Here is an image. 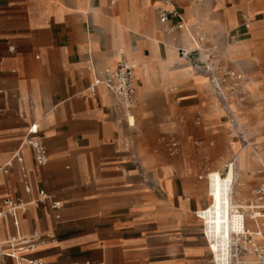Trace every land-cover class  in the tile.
<instances>
[{"label": "crops", "instance_id": "1", "mask_svg": "<svg viewBox=\"0 0 264 264\" xmlns=\"http://www.w3.org/2000/svg\"><path fill=\"white\" fill-rule=\"evenodd\" d=\"M157 7L200 23L206 46L245 77L241 128L259 133L251 141L261 165L239 151L212 90L180 57L192 50L188 35L167 34ZM262 12L264 0H0V168L10 164L0 173V210L7 195L30 202L40 190L61 205L16 211L0 224V242L48 236L24 255L43 264H210L203 232L217 172L235 156L244 195L264 178V21L242 27V15ZM120 54L135 66L132 126L118 97L99 86L93 101L86 91ZM33 124L42 167L22 144ZM205 168L204 193L196 174Z\"/></svg>", "mask_w": 264, "mask_h": 264}, {"label": "built area", "instance_id": "2", "mask_svg": "<svg viewBox=\"0 0 264 264\" xmlns=\"http://www.w3.org/2000/svg\"><path fill=\"white\" fill-rule=\"evenodd\" d=\"M156 1L162 5H169V0ZM212 1L215 2V0ZM155 13L159 24L165 27L167 34L176 31L191 33V41L195 49L186 54L182 53V55L187 57L192 72L206 79L212 90L213 103L224 113L227 122L234 129L232 140L237 141L243 150L258 151L257 146L246 135V131L238 124V116L244 110L247 99L245 77L228 67L225 54L206 46L208 37L201 31L200 23L197 22L192 27L187 26L180 14L173 8L168 10L157 7ZM263 21L264 12L253 19L242 15V27L246 29L254 23ZM134 67L133 61L127 60L123 54H120L116 67L114 69H104L100 74V78L95 79L92 85L86 89L93 101L96 100L97 87L99 86L106 88L118 97L126 121H128L130 115H133L132 110L135 105ZM87 69L92 71V66L90 65ZM169 92L174 93L175 89H170ZM36 136L37 126L33 124L28 128L26 138L22 144L33 150L36 165L42 167L47 163L46 151ZM165 148L172 155L178 152V146L169 139L165 142ZM14 158L20 160L18 153ZM9 166L10 164L0 168V173H7ZM224 169H227V167ZM208 175L206 173L200 179L205 180ZM22 178L24 190L28 193L27 177L23 175ZM236 196L235 192L230 193V214L234 220L230 237L227 240V254L224 261L218 263L214 259V253L211 252L210 264H264V182L251 192L249 200H236ZM44 204H47L53 210L61 208L60 203L52 200L41 190L38 192L36 199L30 202L13 199L10 195H7L3 200L4 208L0 210V224L7 225L16 211L24 212L27 206H33L37 209ZM200 213H198L199 218ZM249 223H251V227L248 226ZM203 234L207 245L210 247L205 232ZM48 238L46 235L35 232L28 237H11L0 242V264H3L6 259L13 260L15 264H43L40 259L26 260L24 255L45 245Z\"/></svg>", "mask_w": 264, "mask_h": 264}, {"label": "bare ground", "instance_id": "3", "mask_svg": "<svg viewBox=\"0 0 264 264\" xmlns=\"http://www.w3.org/2000/svg\"><path fill=\"white\" fill-rule=\"evenodd\" d=\"M187 34V33H186ZM191 41V33L187 34ZM192 52L195 49L194 44L192 43ZM187 52V53H189ZM186 54V53H185ZM180 57L187 60L186 56L180 55ZM135 68V67H134ZM134 74V70H133ZM195 75V74H194ZM198 76V75H195ZM201 77L206 81L205 78ZM207 83V82H206ZM217 106V105H216ZM244 112L240 113L238 116V124L241 127V120ZM249 113V112H248ZM246 113V115L248 114ZM245 115V114H244ZM243 122V120H242ZM128 125L132 126L134 124V117L130 115L127 121ZM229 124V123H228ZM231 129L230 131L234 134L233 127L229 124ZM246 135H250L246 132ZM257 146V145H256ZM258 151L251 152L249 149L243 150L239 147L240 152H247L254 163L261 165V149L257 146ZM227 167V169H224ZM262 169V168H261ZM261 170L256 171V174H259ZM255 174V173H254ZM213 192L215 196V203L213 210L208 213L205 217L206 221V231L205 234L208 238L210 247L208 246L209 253H214V259L216 262L224 261L227 254V240L230 237L231 228L233 225V218L230 214V193H236V200H245V196L242 193L244 188V182L242 179V174L237 168L236 157L232 156L228 161L221 167L217 172L215 179L212 182ZM239 188L240 193L236 192V188ZM240 196V199L237 197Z\"/></svg>", "mask_w": 264, "mask_h": 264}, {"label": "rangeland", "instance_id": "4", "mask_svg": "<svg viewBox=\"0 0 264 264\" xmlns=\"http://www.w3.org/2000/svg\"><path fill=\"white\" fill-rule=\"evenodd\" d=\"M211 101L213 102V100H212V97H211ZM211 106H213V104L211 103ZM247 111L248 110H243L242 112H244L243 113V116L242 117H244V116H246V113H247ZM245 114V115H244ZM178 120L179 121H182V122H185V120H182L181 118H178ZM246 132L247 133H249V137L251 138V137H253L254 135H259V133L257 132V131H252V130H246ZM229 135H231L230 133L228 134V136H227V139H226V143H225V148L228 150V141L231 139V136H229ZM165 142H166V140L164 141V144H165ZM163 149H164V147H163ZM165 150V152H167L166 151V148L164 149ZM229 157H231V156H229ZM229 157L226 159V161H225V163L228 161V159H229ZM225 163H223V165L225 164ZM211 170H208V168H205L204 170H203V172L201 173L200 171H198L197 172V174H196V177H198V176H205V174L206 173H208V172H210ZM256 180H257V182L255 183V184H252L250 187H248L247 188V194H246V196H245V200H249L250 198H251V192H252V190L257 186V185H259L260 183H263L264 182V178L263 177H261V176H257V178H256ZM202 185H203V190H204V193H205V180H202ZM236 192L238 193H240V191H239V188L237 187L236 188ZM237 199H240V196H238L237 197Z\"/></svg>", "mask_w": 264, "mask_h": 264}]
</instances>
